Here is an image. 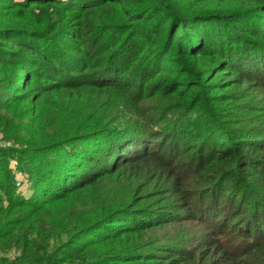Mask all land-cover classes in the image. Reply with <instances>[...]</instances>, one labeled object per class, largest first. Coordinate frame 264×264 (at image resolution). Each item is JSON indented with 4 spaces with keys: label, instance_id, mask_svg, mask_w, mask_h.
I'll return each mask as SVG.
<instances>
[{
    "label": "trees",
    "instance_id": "trees-1",
    "mask_svg": "<svg viewBox=\"0 0 264 264\" xmlns=\"http://www.w3.org/2000/svg\"><path fill=\"white\" fill-rule=\"evenodd\" d=\"M258 99L264 0H0V264H264Z\"/></svg>",
    "mask_w": 264,
    "mask_h": 264
},
{
    "label": "rangeland",
    "instance_id": "rangeland-1",
    "mask_svg": "<svg viewBox=\"0 0 264 264\" xmlns=\"http://www.w3.org/2000/svg\"><path fill=\"white\" fill-rule=\"evenodd\" d=\"M252 93H254V91H249L247 94L251 95ZM251 107H252V110L242 113L243 117H245V118H255L259 114H261L264 117V102H261L259 99L255 100V101H253L251 103ZM262 107H263V110H262ZM0 144H3L1 136H0ZM17 180H19L20 182L21 181L23 182V186H21L22 187L21 190L26 195V197L30 196L32 191L30 190L31 189V185L28 184V182H27L28 179L24 178L22 175H19L17 177ZM7 258L10 259V260H13L15 258L14 253L8 255Z\"/></svg>",
    "mask_w": 264,
    "mask_h": 264
}]
</instances>
